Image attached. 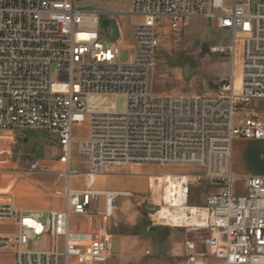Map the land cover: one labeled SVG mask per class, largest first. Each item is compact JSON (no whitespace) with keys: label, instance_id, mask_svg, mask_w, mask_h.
I'll return each mask as SVG.
<instances>
[{"label":"built area","instance_id":"obj_1","mask_svg":"<svg viewBox=\"0 0 264 264\" xmlns=\"http://www.w3.org/2000/svg\"><path fill=\"white\" fill-rule=\"evenodd\" d=\"M84 1L98 0H0V133L54 135L66 179L60 210L0 204V220L15 227L0 233V248L14 264H111L113 235L73 227L99 204L109 220L118 213L120 194L97 191V178L111 165L190 166L203 173L166 178L161 210L191 216L193 188L220 189L194 222L166 225L196 233L222 264H264V176L240 178L232 167L235 140L264 142V0H129L126 13L79 9ZM117 15L128 17L127 33ZM196 19L231 34L239 86L231 80L213 94H157L164 33L179 36ZM120 46L131 50L127 63ZM117 98H125L124 112ZM75 146L87 158L84 173L74 168Z\"/></svg>","mask_w":264,"mask_h":264},{"label":"rangeland","instance_id":"obj_2","mask_svg":"<svg viewBox=\"0 0 264 264\" xmlns=\"http://www.w3.org/2000/svg\"><path fill=\"white\" fill-rule=\"evenodd\" d=\"M78 8L126 13L129 0L84 1L78 3ZM105 18L102 16L104 28L107 26ZM115 18L127 33L128 17L117 15ZM230 45L231 34L206 19L191 21L179 36L167 29L154 71V91L160 95H207L236 79L239 86L241 59L239 54L232 56ZM120 50L119 61L127 63L131 50L125 46H120ZM115 101L120 112H124L125 98ZM261 109L264 113V103ZM85 133V127L75 130L78 138ZM0 137H3L0 138V204H13L15 208L29 212L62 209L66 202V179L61 176L63 168L57 163L55 136L27 130L23 138L10 133H0ZM73 154L74 168L77 172L84 171L87 158L78 153L77 146ZM232 163L237 175H264V142L235 140ZM133 166L140 169V174L132 173ZM127 171L133 175H127ZM181 172L203 173L190 166H108L97 178L95 189L103 193L130 192L132 195L119 197L115 218L104 217L102 204H99L88 218H75L73 227L113 235L111 264H222L200 244L196 233L158 221L164 186L151 188L150 177ZM79 180L75 179V186ZM11 185L12 189L6 191ZM219 189L211 184L197 185L192 191L191 205L205 206L208 196ZM3 229L15 230L13 222L0 220V231ZM189 241L196 243L195 250L189 249ZM3 253L9 251L0 248V254Z\"/></svg>","mask_w":264,"mask_h":264},{"label":"bare ground","instance_id":"obj_3","mask_svg":"<svg viewBox=\"0 0 264 264\" xmlns=\"http://www.w3.org/2000/svg\"><path fill=\"white\" fill-rule=\"evenodd\" d=\"M217 49H214V51H216ZM234 65V64H233ZM237 79L235 81L236 85H237ZM238 86V85H237ZM112 166H118V165H112ZM134 168H132V173L133 174H140V169L133 166ZM108 168V167H107ZM172 174H163V175H158V176H151L150 177V186L151 188L154 189V187H161L163 188V183H164V180L168 177H171ZM166 191H168V188H166ZM164 191V189H163ZM162 192V190H161ZM132 194L130 192H121L120 193V196H131ZM191 212V216L189 214H184L183 213H178V214H174V212H172L171 210L167 209L166 207H163L162 210H160V212L157 214V217H158V221H162L163 224H166L167 220H170V219H173V220H180L182 219L183 223H184V220H186V223H192L194 222L196 216H197V213H198V207L197 206H191L190 210Z\"/></svg>","mask_w":264,"mask_h":264},{"label":"crops","instance_id":"obj_4","mask_svg":"<svg viewBox=\"0 0 264 264\" xmlns=\"http://www.w3.org/2000/svg\"><path fill=\"white\" fill-rule=\"evenodd\" d=\"M85 166H86V168H85V170L84 171H82V172H80V173H84L86 170H87V161H86V163H85ZM232 167H233V163H232ZM233 173L237 176V177H240V178H243V177H249V176H255V175H244V174H239V175H237L234 171H233ZM256 176H264V175H256ZM12 189V185L11 186H9V188L8 189H6V191H9V190H11ZM6 230H2V231H0V233H3V232H5ZM0 264H14V259H13V255L12 254H10V253H3V254H0Z\"/></svg>","mask_w":264,"mask_h":264},{"label":"water","instance_id":"obj_5","mask_svg":"<svg viewBox=\"0 0 264 264\" xmlns=\"http://www.w3.org/2000/svg\"><path fill=\"white\" fill-rule=\"evenodd\" d=\"M113 28H114V30H115V36L113 37V41H116V40H118L119 33H118V28H117V26L115 25V23H114V25H113Z\"/></svg>","mask_w":264,"mask_h":264}]
</instances>
